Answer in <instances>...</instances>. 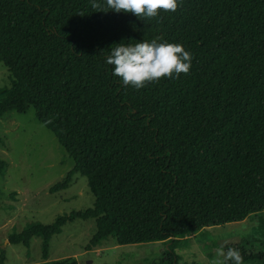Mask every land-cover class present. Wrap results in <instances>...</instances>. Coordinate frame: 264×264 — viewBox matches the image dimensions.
I'll list each match as a JSON object with an SVG mask.
<instances>
[{
	"label": "trees",
	"instance_id": "16d2710c",
	"mask_svg": "<svg viewBox=\"0 0 264 264\" xmlns=\"http://www.w3.org/2000/svg\"><path fill=\"white\" fill-rule=\"evenodd\" d=\"M153 38L182 43L190 70L124 85L105 63L110 48ZM0 61L13 77L0 115L34 107L74 159L51 191L80 174L95 195L91 207L10 234L28 248L41 237L44 260L32 264H80L49 260L53 236L76 219L96 220L91 246L110 235L165 241L166 264H179L189 231L264 212V0H181L143 20L92 0H0ZM7 167L0 157V175ZM233 247L243 263L264 264L259 241Z\"/></svg>",
	"mask_w": 264,
	"mask_h": 264
},
{
	"label": "rangeland",
	"instance_id": "374dc122",
	"mask_svg": "<svg viewBox=\"0 0 264 264\" xmlns=\"http://www.w3.org/2000/svg\"><path fill=\"white\" fill-rule=\"evenodd\" d=\"M12 75L0 61V89L12 85ZM0 157L8 162L0 175V247L7 251V264H32L43 261L42 239L35 236L30 248L13 244L9 236L22 231L28 223H52L58 215L93 206L95 195L86 176L75 175L66 189L51 188L73 167L74 159L56 135L36 116L11 111L0 115ZM264 212L242 221L189 231L176 242L179 264H211L222 246H235L244 240L264 245ZM95 219H76L53 236L49 260L73 256L80 264H166L165 241L119 244L110 235L91 246ZM248 262L243 264H259Z\"/></svg>",
	"mask_w": 264,
	"mask_h": 264
},
{
	"label": "clouds",
	"instance_id": "9594fccd",
	"mask_svg": "<svg viewBox=\"0 0 264 264\" xmlns=\"http://www.w3.org/2000/svg\"><path fill=\"white\" fill-rule=\"evenodd\" d=\"M181 0H103L92 6L103 10L132 13L139 19L156 17L159 10L175 11ZM137 42L116 43L105 57V63L112 65L113 76L119 77L124 85L141 88L146 82L156 81L163 76H179L187 73L193 54L180 42L161 41L159 38L142 39ZM211 264H243L244 257L238 247L222 246L216 252Z\"/></svg>",
	"mask_w": 264,
	"mask_h": 264
}]
</instances>
